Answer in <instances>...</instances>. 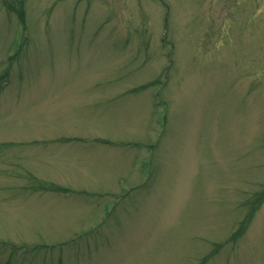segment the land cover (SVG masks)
<instances>
[{
	"label": "rangeland",
	"instance_id": "1",
	"mask_svg": "<svg viewBox=\"0 0 264 264\" xmlns=\"http://www.w3.org/2000/svg\"><path fill=\"white\" fill-rule=\"evenodd\" d=\"M0 264H264V0H0Z\"/></svg>",
	"mask_w": 264,
	"mask_h": 264
}]
</instances>
